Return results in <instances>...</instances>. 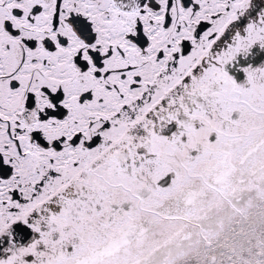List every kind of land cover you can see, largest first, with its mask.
<instances>
[{"label":"snow or ice","instance_id":"1","mask_svg":"<svg viewBox=\"0 0 264 264\" xmlns=\"http://www.w3.org/2000/svg\"><path fill=\"white\" fill-rule=\"evenodd\" d=\"M0 264H264V0H0Z\"/></svg>","mask_w":264,"mask_h":264}]
</instances>
